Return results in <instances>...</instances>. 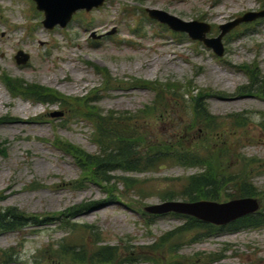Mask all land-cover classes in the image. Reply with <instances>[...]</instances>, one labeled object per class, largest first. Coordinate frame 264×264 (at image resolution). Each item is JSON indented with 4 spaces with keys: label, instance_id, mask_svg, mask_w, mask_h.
I'll list each match as a JSON object with an SVG mask.
<instances>
[{
    "label": "rangeland",
    "instance_id": "obj_1",
    "mask_svg": "<svg viewBox=\"0 0 264 264\" xmlns=\"http://www.w3.org/2000/svg\"><path fill=\"white\" fill-rule=\"evenodd\" d=\"M147 8L165 10L183 20L208 22L212 26L208 36L213 37L219 33V24L245 11L264 8V0H105L91 11H77L65 27L52 29L43 26V12L35 8L33 0H0V208L16 207L27 214L45 215L105 198L100 186L93 183L70 188V182L80 177V170L69 155L51 143L59 135L89 153H97L92 125L67 117L58 104L14 94L11 83L3 79L8 75L66 96H83L101 88L95 103L103 112L136 113L152 102L154 92L148 88L128 84L102 87L105 75L95 66L106 68L114 78L191 79L200 88L231 94L228 98H209L208 108L224 121L223 127L229 125L227 117L233 113L251 116L247 130L240 128L227 139L235 142L237 154L246 158L251 181L262 193L256 197L264 205V136L258 126L264 120V99L250 93L236 94L237 88L248 82L247 74L237 68L239 64L256 62L264 75V18L240 24L227 33L223 37L225 54L218 57L202 42L149 18ZM92 32L103 36L92 38ZM18 50L28 53L26 63H16ZM55 111L64 114L52 116ZM179 116L181 122L187 120L186 115ZM193 172L194 168L168 164L150 171L114 174L132 179L129 186L119 183L118 192L122 200H132L142 209L168 200L162 198L166 190L175 192L172 199L183 200L177 190ZM142 213L123 201L105 202L77 216L75 222L98 228L99 243L122 246L127 242L141 251L163 233L185 223L184 217L170 213ZM195 233L198 231H188L162 246L158 263L264 264V227L220 231L191 241ZM96 237L56 223L26 224L18 230L0 232V251H11L13 259L7 264H56L60 260L50 250H56L60 242L91 245ZM173 242L178 246L170 251ZM130 264L153 263L138 260Z\"/></svg>",
    "mask_w": 264,
    "mask_h": 264
},
{
    "label": "trees",
    "instance_id": "obj_2",
    "mask_svg": "<svg viewBox=\"0 0 264 264\" xmlns=\"http://www.w3.org/2000/svg\"><path fill=\"white\" fill-rule=\"evenodd\" d=\"M237 68L247 74L248 82L239 86L236 94L250 93L264 99V75L258 64L242 63ZM95 69L105 75L102 87L105 85V88L110 89L128 84L148 88L154 92L152 102L136 113L113 110L103 112L95 103L101 88L92 89L83 96H66L48 86L37 83L24 84L20 79L3 76L6 83H11L8 85L14 94H21L36 102L58 104L67 117L80 118L92 125L93 139L98 145L97 153H89L59 135H55L51 143L69 155L80 170V177L70 182V188L78 189L93 183L100 186L105 198L81 202L45 215L27 214L16 207L0 208V232L18 230L26 224L39 226L42 223H56L73 232L81 229L97 236L91 245L76 244L68 240L60 242L56 250H50V253L60 260L56 264H69V261L73 264H130L138 260L160 264L157 257L160 248L188 231H198L190 237L193 241L220 231L235 232L264 227V205H261L258 212L247 214L223 226L213 225L189 215L170 213L176 217H184L185 223L163 233L152 246L141 251L127 242L122 246L99 243L101 239L98 237V228L75 222L77 216L105 202L123 201L128 208L142 213L143 209L132 200L124 201L119 195V183L124 182L129 186L128 183L132 179L114 174L117 171L144 172L168 164L194 168L195 172L189 174L177 190L178 196L189 201H220L262 195L251 181L252 170L247 169L246 158L242 154L238 155L237 144L227 139L240 128L247 130L251 116L246 112L233 113L226 118L229 125L223 127L224 121H219L208 108L209 98H228L231 94L200 88L194 85L191 79L150 81L129 77L124 80L111 77L106 68L95 66ZM179 115H186L187 120L181 122ZM258 126L264 136V120ZM174 197L175 192L169 190L162 196L165 199ZM173 243L169 247L170 251L178 246V242ZM9 251H0L2 264L12 261L13 256ZM164 264L181 262L173 263L170 260Z\"/></svg>",
    "mask_w": 264,
    "mask_h": 264
},
{
    "label": "water",
    "instance_id": "obj_3",
    "mask_svg": "<svg viewBox=\"0 0 264 264\" xmlns=\"http://www.w3.org/2000/svg\"><path fill=\"white\" fill-rule=\"evenodd\" d=\"M35 8L43 12L42 24L45 28L52 29L56 25L65 27L73 15L80 10L91 11L103 5L105 0H33ZM149 18L157 20L166 25L171 31L185 33L192 40L202 42L210 48L213 53L222 57L225 54L223 37L243 23L253 22L264 18V8L260 10L245 11L237 17L218 25L219 33L210 37L211 24L200 20H183L169 12L157 8H147ZM113 32V30H112ZM110 33V32H109ZM108 33V34H109ZM103 34L95 35L92 38H100ZM17 64L26 63L29 59L28 53L18 50L14 55ZM64 112L55 111L52 116H62ZM261 208V200L254 196H244L217 201L209 199L180 200L168 199L159 203L143 206V211L151 215H163L177 213L195 217L201 221L223 226L247 214L258 212Z\"/></svg>",
    "mask_w": 264,
    "mask_h": 264
},
{
    "label": "bare ground",
    "instance_id": "obj_4",
    "mask_svg": "<svg viewBox=\"0 0 264 264\" xmlns=\"http://www.w3.org/2000/svg\"><path fill=\"white\" fill-rule=\"evenodd\" d=\"M24 109H26V106H24Z\"/></svg>",
    "mask_w": 264,
    "mask_h": 264
},
{
    "label": "flooded vegetation",
    "instance_id": "obj_5",
    "mask_svg": "<svg viewBox=\"0 0 264 264\" xmlns=\"http://www.w3.org/2000/svg\"><path fill=\"white\" fill-rule=\"evenodd\" d=\"M263 9V8H262Z\"/></svg>",
    "mask_w": 264,
    "mask_h": 264
}]
</instances>
